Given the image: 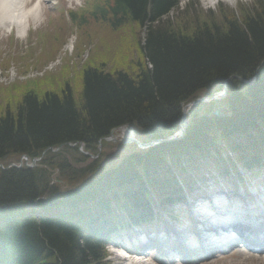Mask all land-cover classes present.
Returning <instances> with one entry per match:
<instances>
[{"label":"trees","instance_id":"16d2710c","mask_svg":"<svg viewBox=\"0 0 264 264\" xmlns=\"http://www.w3.org/2000/svg\"><path fill=\"white\" fill-rule=\"evenodd\" d=\"M173 12L191 19L184 29L175 18L171 26ZM219 15L221 22L203 19L201 8L181 10L177 0L93 2L89 18L95 23L112 31L127 25L145 29V38L136 42L141 60L131 71L111 72L87 64L80 70L78 88L68 79L58 90H38L41 94L24 90L16 105L0 114L3 166L17 163L22 155L31 160L45 149L61 146L55 153L48 151L33 169L0 170V264H108L105 232L85 228L101 213L107 214L111 200L122 211L139 204L140 193L146 190L140 179L151 186L165 155L172 164L192 171L196 165L191 161L207 160L210 143L219 139L226 138V146L239 158L248 148L264 151V130L254 134L250 145L230 141L242 140L258 124L264 127V0L253 1L241 16L233 13L224 21L223 10ZM83 21L72 13L73 24ZM254 75L251 86L239 81ZM225 80L227 97L220 105L229 116L214 117V103L192 108L180 142L104 166L88 162L67 146L83 144L94 155L99 140L123 125H131L142 141L163 138L176 131L181 105L211 96ZM183 161L191 162L190 167ZM174 183H162L158 198L179 191L171 187ZM36 200L41 206L67 203L70 209H80L75 217L38 219L28 214V206Z\"/></svg>","mask_w":264,"mask_h":264},{"label":"rangeland","instance_id":"374dc122","mask_svg":"<svg viewBox=\"0 0 264 264\" xmlns=\"http://www.w3.org/2000/svg\"><path fill=\"white\" fill-rule=\"evenodd\" d=\"M65 1L66 3H60V0H44L42 2L44 5V22L35 30H30L26 39H17L12 34L14 40H10L12 36L10 35V37L0 30V114L7 107L13 108L24 90L33 89L38 94H41L42 92L40 91L43 89L58 90L60 88L58 86L68 79L74 87L78 88L80 70L87 64L113 72L125 68H130L131 71L133 66L140 62L141 56L136 47V42H140L145 38V29L127 25L117 31H112L107 25L99 22L95 23L90 19V11L87 7L80 10L81 12L74 13L77 21L80 17L84 20L80 26L72 22L56 21L57 15L61 12L59 9H76L82 3L81 0ZM181 1L185 2L183 9L187 6L194 10L195 6H198L204 13L203 19L208 17V19L221 22L222 17H220L219 13L222 10L224 11V21H226V19L233 16V13L236 16H241L244 9L255 0H237L235 4H231L226 0H218L212 5L206 0ZM256 1L261 2L263 0ZM83 11L85 12L83 13ZM207 12H210V14L208 15ZM174 18L179 20V26L182 29L191 20L180 13L176 14L173 12L169 17L172 27V23L175 24ZM64 20H66V17ZM50 24H53L51 28ZM31 32H38L39 34L32 38L29 35ZM41 53H43L42 57L37 60ZM136 71L137 69L132 70L134 73ZM221 112H224V110ZM117 136H120L119 133H117ZM128 145L119 144V147H116L117 145H109L100 149L102 151V162L115 164L121 161L132 151ZM77 152L78 155L81 154L80 150ZM100 158L101 154H99V160ZM86 159L88 162H93L89 157ZM17 161L18 164L16 166L18 167H28L30 165V162L26 161V159L24 160V158H20ZM196 161L198 162L200 159ZM36 166H38V162L35 163ZM3 167L5 168V166ZM258 179H264L263 172L257 177H249L250 182ZM234 255L236 259L213 258L214 260L195 261L188 264H233L234 261H240V256L243 254L236 253ZM111 259L115 263L113 256ZM122 263L160 264L151 258H144L143 260L142 258L137 260L130 258L126 259L125 262L122 260ZM175 264L183 263L178 262Z\"/></svg>","mask_w":264,"mask_h":264},{"label":"clouds","instance_id":"9594fccd","mask_svg":"<svg viewBox=\"0 0 264 264\" xmlns=\"http://www.w3.org/2000/svg\"><path fill=\"white\" fill-rule=\"evenodd\" d=\"M42 0H0V30L26 39L30 30L44 22Z\"/></svg>","mask_w":264,"mask_h":264},{"label":"water","instance_id":"95a60500","mask_svg":"<svg viewBox=\"0 0 264 264\" xmlns=\"http://www.w3.org/2000/svg\"><path fill=\"white\" fill-rule=\"evenodd\" d=\"M254 81V79H252L251 82H247V81H243L245 84H251L252 82ZM225 84H226V81L224 82L223 84V88H222V91L218 94H216L215 96L213 97H205V98H200V99H197V100H194L190 103H187L183 106L182 110H184L185 108H187V110L199 105V104H203V103H210V102H219L220 100H222L224 98V95L226 93V87H225ZM212 114L216 117H222L223 115L221 114V110L220 109H216L212 112ZM184 113L182 112V119L180 121V124H179V130L178 132H176V135H175V138L174 139H181L183 136H184V132H185V129L187 127V124L186 125H183L184 124ZM125 129L126 132H130V136H122L120 135L119 136V140H117V137L115 136V133H116V130H111L110 133H109V137L107 139H104L105 142H113L115 143L116 141L120 142V143H129V142H132L134 143L135 145H137L138 147H148V146H151V145H154L156 143H159V141L157 142H149V143H140L138 141H136L134 138H135V133L134 131L129 128L128 126L126 127H122V128H119V132L121 133L122 130ZM160 142H163V141H160ZM81 149V148H80ZM34 162V161H33Z\"/></svg>","mask_w":264,"mask_h":264},{"label":"bare ground","instance_id":"6f19581e","mask_svg":"<svg viewBox=\"0 0 264 264\" xmlns=\"http://www.w3.org/2000/svg\"><path fill=\"white\" fill-rule=\"evenodd\" d=\"M207 1H208L209 3H211V5H212V4H214L215 1H217V0H207ZM226 1H228V2L231 3V4H235V1H237V0H226ZM184 111H185V116H184V118H186V112L188 111L187 108H185ZM186 123H187V120L184 121V124H183V125H186ZM121 135H122V136H127V137H128V136H130V132L128 133V132H126L125 129H123L122 132H121ZM204 144H205V145L208 144V143H207V140H205ZM219 210H220V209H219ZM215 214H216L217 216H219V218H222V216H227V217L230 216V218L232 217L233 219H236V218L238 217V215H239V214H238V210H237L236 208H233V211H230V212L227 213V214L221 213L220 211H216ZM234 217H235V218H234ZM233 264H264V259H260V260L255 261V260L251 259L250 257H247V258H244L243 261L233 262Z\"/></svg>","mask_w":264,"mask_h":264}]
</instances>
